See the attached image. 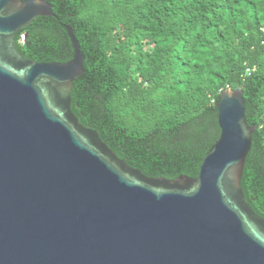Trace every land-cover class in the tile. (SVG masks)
Wrapping results in <instances>:
<instances>
[{
	"label": "water",
	"instance_id": "obj_1",
	"mask_svg": "<svg viewBox=\"0 0 264 264\" xmlns=\"http://www.w3.org/2000/svg\"><path fill=\"white\" fill-rule=\"evenodd\" d=\"M55 16L46 0H0V264H264V218L241 188L257 127L243 90L221 94V134L197 178H149L71 109L74 57L29 60L16 33Z\"/></svg>",
	"mask_w": 264,
	"mask_h": 264
},
{
	"label": "trees",
	"instance_id": "obj_2",
	"mask_svg": "<svg viewBox=\"0 0 264 264\" xmlns=\"http://www.w3.org/2000/svg\"><path fill=\"white\" fill-rule=\"evenodd\" d=\"M17 32L36 62L85 56L71 90L80 123L149 178H197L220 137L221 94L243 90L252 136L241 188L264 218V0H46Z\"/></svg>",
	"mask_w": 264,
	"mask_h": 264
},
{
	"label": "flooded vegetation",
	"instance_id": "obj_3",
	"mask_svg": "<svg viewBox=\"0 0 264 264\" xmlns=\"http://www.w3.org/2000/svg\"><path fill=\"white\" fill-rule=\"evenodd\" d=\"M17 34V33H16ZM15 40H16V36H15Z\"/></svg>",
	"mask_w": 264,
	"mask_h": 264
}]
</instances>
